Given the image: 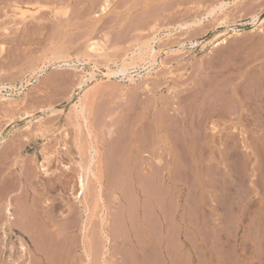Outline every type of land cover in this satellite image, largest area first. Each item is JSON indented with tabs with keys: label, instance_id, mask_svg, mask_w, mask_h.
Wrapping results in <instances>:
<instances>
[{
	"label": "rangeland",
	"instance_id": "obj_1",
	"mask_svg": "<svg viewBox=\"0 0 264 264\" xmlns=\"http://www.w3.org/2000/svg\"><path fill=\"white\" fill-rule=\"evenodd\" d=\"M263 48L264 0H0V264H222L244 212L258 236Z\"/></svg>",
	"mask_w": 264,
	"mask_h": 264
},
{
	"label": "bare ground",
	"instance_id": "obj_2",
	"mask_svg": "<svg viewBox=\"0 0 264 264\" xmlns=\"http://www.w3.org/2000/svg\"><path fill=\"white\" fill-rule=\"evenodd\" d=\"M263 3V2H262ZM22 4V3H21ZM18 8H20V10H21V13H20V17H24L25 15H26V13L29 11V10H23L22 9V7H20V6H18ZM104 8H106V7H104ZM57 9H59V8H57ZM65 10V9H64ZM67 10V9H66ZM62 13H64L65 15H66V13H67V11H63V12H61V14ZM63 14V15H64ZM249 14V13H248ZM187 24V23H186ZM188 25V24H187ZM184 27H187V26H184ZM257 35V34H256ZM261 40V39H260ZM99 44H101V42H99V41H97V42H92V43H90V45H89V48L91 49V50H95V49H98V45ZM102 45V44H101ZM261 49V48H260ZM264 49V48H263ZM255 50V49H254ZM246 52V51H245ZM244 58V57H243ZM260 58V57H259ZM259 58H257V59H259ZM234 60V59H233ZM255 60V59H254ZM264 62V61H263ZM259 64V63H258ZM257 67V66H256ZM242 68V67H241ZM264 69V68H263ZM249 71V70H248ZM255 71V70H254ZM239 72V71H238ZM114 73V72H113ZM117 73V72H116ZM252 73V72H251ZM257 75V74H256ZM240 77V76H239ZM238 79V78H237ZM255 82V81H254ZM253 84V83H252ZM255 88H257V87H255ZM259 88V87H258ZM238 89V88H237ZM262 89H264V88H262ZM247 90V89H246ZM254 92V91H253ZM258 92V91H257ZM261 93L263 92V90L262 91H260ZM260 94V93H259ZM259 94H257V95H259ZM262 94H264V93H262ZM262 94H260L257 98H256V101L258 100V102L261 104L262 102H263V97H262ZM246 95V94H245ZM252 95V94H251ZM255 95V94H254ZM252 97V96H251ZM216 98V97H215ZM247 99V98H246ZM253 99V98H252ZM254 100V99H253ZM246 102V101H245ZM254 103V102H253ZM259 104V105H260ZM260 107V106H259ZM260 111V110H259ZM80 112H82V116L85 118V119H88V116H87V112H86V109H81L80 110ZM262 112V111H261ZM213 114V113H212ZM263 116V115H262ZM260 119V118H259ZM147 125V124H146ZM169 127V126H168ZM217 127V126H216ZM158 128V127H157ZM157 128H155V129H157ZM154 131V130H153ZM161 131V130H160ZM140 133V132H139ZM91 134V133H90ZM89 134V135H90ZM187 138V137H186ZM142 139V138H141ZM140 139V140H141ZM127 142V141H126ZM142 142V141H141ZM140 145H141V143H139ZM254 144V143H253ZM138 145V144H137ZM139 145V146H140ZM146 146V145H145ZM130 147V146H129ZM141 147V146H140ZM145 148V147H144ZM212 149V148H211ZM129 150V149H128ZM136 151H138L140 154H142V152H143V150H141V149H137ZM171 152H170V154L172 155V153H173V151L172 150H170ZM154 152H156V150L154 151ZM158 152V151H157ZM151 154V153H150ZM153 154V153H152ZM231 154V153H230ZM161 155V154H160ZM224 156V155H223ZM138 158V157H137ZM231 159V158H230ZM93 160V159H92ZM91 160V161H92ZM95 160V159H94ZM75 163V162H74ZM79 163V162H78ZM260 163V162H259ZM80 164V163H79ZM110 166V165H109ZM42 170L45 172V174H49V170L47 169V167L43 164L42 165ZM66 168V167H65ZM83 168L85 169V167L83 166ZM7 169V168H6ZM67 169V168H66ZM87 169H88V167H87ZM91 167H89V171H92L95 175H96V177L98 176V174H97V172L95 171L94 172V170L93 169H91ZM86 170V169H85ZM264 170V169H263ZM88 171V170H87ZM83 172V171H82ZM81 171H80V173H79V175H78V183L80 184V188L82 189V192L81 193H83L85 190H83V189H85L86 187V180H85V177H84V174L82 173ZM85 172V171H84ZM241 172V171H240ZM243 173V172H242ZM231 175V174H230ZM87 176V175H86ZM238 176H239V174H238ZM259 176V175H258ZM237 177V176H236ZM258 178H260V177H258ZM242 180V179H241ZM240 180V181H241ZM260 180V179H259ZM227 181H228V179H227ZM225 182V181H224ZM55 183V182H54ZM234 184V183H233ZM243 184V183H242ZM226 185V184H225ZM235 186V185H234ZM229 186H227V188H228ZM230 187H232V186H230ZM244 187V186H243ZM261 186L259 185V188H260ZM263 187V186H262ZM7 188V187H6ZM233 189H235L234 187H232ZM232 189V190H233ZM241 189V188H240ZM235 190H237V189H235ZM235 190H233L232 192H231V190L229 189H225V193H224V191H223V193H224V206H227L226 204L229 202V199L230 198H232V196L234 195L233 194V192L235 191ZM243 190V189H242ZM263 190V189H262ZM262 190H261V192H262ZM247 191H249V190H247ZM86 192V191H85ZM258 193H259V191H258ZM8 195V194H7ZM239 195V194H238ZM249 195V194H248ZM80 195H77L76 197H79ZM96 196V195H95ZM260 196V195H259ZM100 197V196H99ZM234 197H235V195H234ZM236 197H238L237 196V193H236ZM239 197H240V195H239ZM245 198V197H244ZM6 199H7V197H6ZM237 199V198H236ZM259 199H261V200H259ZM259 199H257V200H259V202H262L263 200L262 199H264V198H259ZM49 200V199H48ZM233 200V199H232ZM232 200H230V202H234V201H232ZM239 200V199H238ZM247 200V199H246ZM250 200V199H249ZM254 200H256V199H254ZM6 201V200H5ZM41 201V200H40ZM241 201V200H240ZM229 202V203H230ZM243 202V201H242ZM242 202H240L241 203V205L244 203V202H247V201H244L243 203ZM253 202V201H252ZM251 202V204H253L254 205V202L252 203ZM33 203V202H32ZM235 203V202H234ZM249 203V202H248ZM36 204V203H35ZM231 204V203H230ZM250 204V205H251ZM4 205V204H3ZM10 205V204H9ZM235 205L237 206V205H240L239 204V202H238V204L237 203H235ZM243 205H245V204H243ZM252 205V206H253ZM233 206V205H232ZM249 206V205H248ZM263 206V205H262ZM58 207V206H57ZM234 207V206H233ZM241 207V206H240ZM243 207V206H242ZM245 207V206H244ZM244 207H243V210L245 211V209H244ZM246 207H247V205H246ZM30 208V207H29ZM226 208V207H225ZM225 208L223 209V210H225ZM249 208H250V206H249ZM239 209V208H238ZM230 210V209H229ZM240 210V209H239ZM238 210V211H239ZM26 211V210H25ZM56 211V210H55ZM226 211V210H225ZM234 211V210H233ZM232 211V212H233ZM237 211V210H236ZM241 211V210H240ZM264 211V210H263ZM235 212V211H234ZM15 213H17V212H15ZM26 213H28L27 211H26ZM31 213L32 212H29V217L31 216ZM236 213H240V212H236ZM258 213V212H257ZM257 213H254V214H257ZM260 213H262V212H260ZM34 214V213H33ZM42 214V213H41ZM225 214H226V212L224 213V215L223 216H225ZM8 215H9V217L7 218V221H5V224H6V226H5V234L6 235H8V229H11L12 228V224L13 225H16L15 223H14V221L16 220V216H14V212H12L11 210H10V208H8ZM21 215V214H20ZM26 216H28L27 214H25ZM227 215V214H226ZM233 215V214H232ZM236 215V214H235ZM238 215V214H237ZM247 214V212H244V213H241V218H238V226L237 225H235V227H236V229L238 230H236L235 228V231L233 232V233H235L236 231H237V233H235V234H233L232 236L230 235V234H232V231H230L231 233L229 234V231L228 232H226V230H225V226H224V230H225V234L223 235V243L221 244L222 245V248H223V255H222V264H264V226H263V224L261 223V220H260V222L259 221H257V222H259V223H261L262 225L261 226H257V225H260V224H250V225H252L251 226V228L253 227V226H257V230H254L255 231V233H257L258 234V236L257 235H255V237L253 236V234H252V236L253 237H243V238H240V236H239V233H240V228H241V226H242V223H243V220L244 221H246L247 220V218H248V216H251V215H248ZM263 215V214H262ZM4 216H5V214H4ZM24 217L25 218V222H27L28 221V223L30 222V223H32L31 225H34L33 226V228H35L36 229V231H38V233L39 232H41L42 230H43V225H44V223H43V220H42V223H40V221H39V219L37 220V219H33V218H28V217ZM39 216V215H38ZM244 216L246 217V219L244 218ZM258 216V215H257ZM257 216H256V219L258 220L259 219V217L257 218ZM32 217H34V215H32ZM238 217H240L239 215H238ZM253 217V216H252ZM27 218V219H26ZM40 218H41V216H40ZM4 219V218H3ZM46 219V218H45ZM52 219V218H51ZM225 219V218H224ZM228 219V218H227ZM248 219H250V218H248ZM261 219V218H260ZM9 220V221H8ZM50 220V219H49ZM253 220V219H252ZM45 221V220H44ZM263 221H264V219H263ZM19 222V221H18ZM24 222V223H25ZM47 222V221H46ZM49 222V221H48ZM253 222H255L254 220H253ZM9 223H11V224H9ZM27 224V223H26ZM28 226H29V224H27ZM49 225V224H48ZM51 225V224H50ZM57 225V224H56ZM16 226H18V224L16 225ZM15 227V226H14ZM229 227V226H228ZM227 226H226V229L228 228ZM28 227H25V224H24V227H21L20 229H22L21 231H24L27 235H28V233L30 232V233H32L31 231H29V229H27ZM29 228H32L31 226L29 227ZM249 228V227H248ZM250 228V229H251ZM13 229V228H12ZM17 229V228H16ZM47 229H48V227H47ZM229 229V228H228ZM32 230H34V229H32ZM245 230V229H244ZM247 230V229H246ZM254 231H250V232H253L254 233ZM34 232V231H33ZM259 232V233H258ZM35 233V232H34ZM224 233V232H223ZM246 233H248V232H246ZM254 233V234H255ZM25 234V235H26ZM41 235H43V233H40ZM39 234V235H40ZM249 234V233H248ZM242 235V234H241ZM31 236V235H30ZM36 236V235H35ZM246 236H248V235H246ZM29 237V236H28ZM45 238V237H44ZM45 241V240H44ZM41 245V244H40ZM22 247L24 248V249H26V247L27 246H25V244H23L22 243ZM39 248V247H38ZM30 251V250H29ZM232 253V255H233V260H231L230 259V255H229V253Z\"/></svg>",
	"mask_w": 264,
	"mask_h": 264
}]
</instances>
